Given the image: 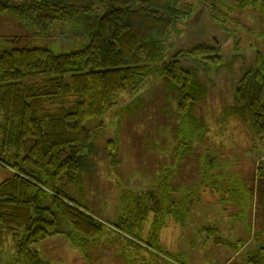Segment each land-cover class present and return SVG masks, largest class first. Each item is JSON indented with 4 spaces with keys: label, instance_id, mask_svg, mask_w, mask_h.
Returning a JSON list of instances; mask_svg holds the SVG:
<instances>
[{
    "label": "trees",
    "instance_id": "1",
    "mask_svg": "<svg viewBox=\"0 0 264 264\" xmlns=\"http://www.w3.org/2000/svg\"><path fill=\"white\" fill-rule=\"evenodd\" d=\"M197 2L210 11L215 4L213 0ZM197 12L187 0H0V167L11 170L0 182L3 264H52L36 245L59 235L82 247L94 258L92 264L96 263L98 246L90 247L89 239L96 240L106 224L72 198L62 183L78 180L84 158L94 150L92 132L117 105L120 93L139 92L153 76L163 79L167 91L179 94L177 113L182 125L187 119H196L197 102L208 91L198 71L224 66L220 47L199 42L178 49L169 61L166 52L173 47L170 38L178 25ZM57 37H86L87 43L69 53L34 44L17 45L24 39L36 44L42 38ZM186 57L194 58L193 67L184 65ZM235 100L226 115L243 118L254 136L264 139L263 50L255 52L252 65L242 72ZM186 138L178 148L184 152L190 140ZM221 167L219 161L207 157L200 168L204 177L194 183H221ZM232 181L235 202L250 205V199H240L247 193L244 180L233 176ZM167 188L158 189L166 197L163 208L150 192L151 200L137 207L130 222L124 218L115 225L117 231L131 235L119 234L133 237L134 242H129L138 250L136 257H116L113 249L117 245L100 244L111 249L114 264H155L140 255L139 250L151 253V248L162 249L181 264L162 244L161 232L167 217L183 223L178 214L188 215L193 201L188 192L179 202L173 196L171 200ZM149 215L153 218L146 230ZM141 243L147 246L141 248ZM261 258L264 263V253Z\"/></svg>",
    "mask_w": 264,
    "mask_h": 264
},
{
    "label": "rangeland",
    "instance_id": "2",
    "mask_svg": "<svg viewBox=\"0 0 264 264\" xmlns=\"http://www.w3.org/2000/svg\"><path fill=\"white\" fill-rule=\"evenodd\" d=\"M187 1L198 12L185 24L178 25L170 38L173 47L167 50L166 60L172 59L180 48L203 42L220 47L224 65L206 72L199 69L198 76L208 91L197 102L196 119H187L182 125L177 113L179 94L167 91L163 79L153 76L139 92L120 93L117 105L106 112L100 119L99 129L92 132L94 150L84 158L78 180L62 183L72 198L106 224L96 240L89 239L90 247L98 246V251L93 252L97 258L95 264H114V255L125 259L133 254L136 257L137 248L129 242L133 237L124 230L120 231L130 234L131 239L119 234L115 225L123 223L124 218L130 222L137 207L151 200L150 192L157 195L163 208L166 197L158 191L162 185L165 189L168 187L171 200L173 196L179 202L188 192L193 201L188 215L178 214V221L183 217V223L167 217L162 228L161 242L170 249L174 261L222 264L234 255V246L243 242L245 245L232 264H255L249 258L260 259L259 264H264L261 258L264 253V139L254 136L243 118L225 113L236 105V86L245 67L252 65L257 50L264 51V0H213L211 11L197 0ZM3 20L7 22V18ZM86 43V37H57L42 38L36 44L24 39L17 45L34 44L57 53H69ZM186 58L184 65L193 67L194 58ZM186 136L190 140L184 152L178 148ZM183 154L185 158L181 159ZM207 157L221 164L218 171L223 175L219 179L221 183H194L204 177L200 168ZM10 172L0 168V181ZM233 176L244 180L242 186L247 193L240 199L243 202L244 197L250 199V205L235 202L231 195L236 186L232 183ZM152 218L149 215L150 222L145 221L148 222L146 230ZM214 237H218L214 240L218 246L210 243ZM219 241L229 243L230 247L219 246ZM102 242L117 245L114 255L111 249L100 246ZM141 244L144 245L141 248L147 246ZM36 248L52 264H92L94 259L66 235L45 240ZM159 249L151 248V253L139 251L155 264H177ZM9 252L12 251L9 249ZM3 263L1 259L0 264Z\"/></svg>",
    "mask_w": 264,
    "mask_h": 264
},
{
    "label": "crops",
    "instance_id": "3",
    "mask_svg": "<svg viewBox=\"0 0 264 264\" xmlns=\"http://www.w3.org/2000/svg\"><path fill=\"white\" fill-rule=\"evenodd\" d=\"M0 168H2V167H0ZM10 170V169H9ZM3 180H1L0 182H2ZM173 219V218H172ZM174 220V219H173ZM209 238V237H208ZM210 238H213V237H210ZM215 239H213V241L211 242L210 241V243H212L213 245H216V246H218L217 245V243L215 242L216 241V239H218V237H214ZM215 240V241H214ZM218 243H220V245L219 246H222V245H224L225 247H230V245H228V244H223V242L221 243V242H218ZM165 244V243H164ZM245 244L242 242V244L241 245H239V244H236L235 246H234V251H235V253H234V255H232V256H230V257H228V259L225 261V262H222V264H232L233 263V261L235 260V258H236V256H238L239 254V252L241 251L240 249H241V247L242 246H244ZM166 246V245H165ZM232 248V247H231ZM230 248V249H231ZM233 250V249H232ZM252 250V249H251ZM191 250L189 249V252H190ZM248 257H250V256H248ZM213 259H216V256L215 257H213ZM249 259H251V258H249ZM245 260V259H244ZM243 260V261H244Z\"/></svg>",
    "mask_w": 264,
    "mask_h": 264
}]
</instances>
